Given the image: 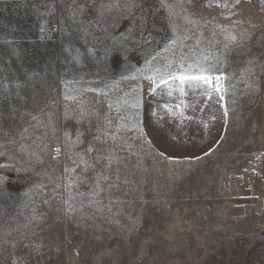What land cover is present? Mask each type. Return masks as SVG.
Returning a JSON list of instances; mask_svg holds the SVG:
<instances>
[{"label": "rangeland", "instance_id": "rangeland-1", "mask_svg": "<svg viewBox=\"0 0 264 264\" xmlns=\"http://www.w3.org/2000/svg\"><path fill=\"white\" fill-rule=\"evenodd\" d=\"M121 3L0 0V264H264V0Z\"/></svg>", "mask_w": 264, "mask_h": 264}, {"label": "snow or ice", "instance_id": "snow-or-ice-1", "mask_svg": "<svg viewBox=\"0 0 264 264\" xmlns=\"http://www.w3.org/2000/svg\"><path fill=\"white\" fill-rule=\"evenodd\" d=\"M121 7H127L126 4L121 3V0H99L100 19L103 20L106 13H110L113 9ZM223 78L222 74L215 75L204 68H201L198 74H192L186 70L167 78H161L159 83L153 80L155 86L151 91L156 92L158 89H167L170 96L178 92L181 97H184L188 95L189 90H199L208 99H212L214 94L220 95L222 98L223 88L221 81ZM175 108L182 111L183 105L177 104Z\"/></svg>", "mask_w": 264, "mask_h": 264}, {"label": "crops", "instance_id": "crops-1", "mask_svg": "<svg viewBox=\"0 0 264 264\" xmlns=\"http://www.w3.org/2000/svg\"><path fill=\"white\" fill-rule=\"evenodd\" d=\"M214 120H217V119H211V121H214ZM208 121V120H207ZM207 121H204V122H206L207 123V125L209 124V121L207 122ZM191 122V123H190ZM189 122V125L190 124H194V123H197L198 122V120L197 121H190ZM219 126H220V128L222 127V125L219 123ZM196 130H197V127L195 128ZM189 137L188 136H185L184 138H183V140H182V142L180 141V143H181V145H180V147L181 148H183V147H187L188 149H190L191 147V144H190V139H188ZM191 138V140H192V144H194V146H197V137L195 136V139L193 140V136H191L190 137ZM174 142H176V141H174ZM209 142V141H208ZM176 144H177V142H176ZM115 149V148H114ZM104 153L106 154V155H110V153H111V151H108L107 149L104 151Z\"/></svg>", "mask_w": 264, "mask_h": 264}]
</instances>
